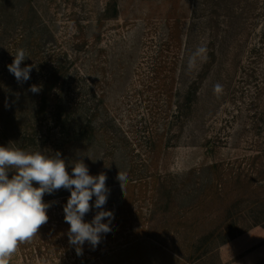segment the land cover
<instances>
[{
    "label": "rangeland",
    "instance_id": "rangeland-1",
    "mask_svg": "<svg viewBox=\"0 0 264 264\" xmlns=\"http://www.w3.org/2000/svg\"><path fill=\"white\" fill-rule=\"evenodd\" d=\"M30 3L47 24L42 57L55 51L74 61L81 101L104 95L97 125L112 123L108 142L98 134L65 160L69 174L78 160L91 175L106 174L103 207L114 219L100 244L85 242L77 256L63 212L70 192L45 194L48 222L8 264H264V0ZM109 5L117 11L104 14ZM213 48L216 60L203 71ZM198 73L195 99L188 87ZM214 164L223 194L209 201L203 195L222 183Z\"/></svg>",
    "mask_w": 264,
    "mask_h": 264
},
{
    "label": "trees",
    "instance_id": "trees-1",
    "mask_svg": "<svg viewBox=\"0 0 264 264\" xmlns=\"http://www.w3.org/2000/svg\"><path fill=\"white\" fill-rule=\"evenodd\" d=\"M109 11L116 12V5L106 6L104 14ZM46 25L30 0H0V146H7L12 141L15 146L26 151H59L65 159L73 148L93 143L98 134H103L108 142L111 135L108 126L112 123L104 119L97 125L105 105L103 93L90 91V99L81 101L84 94L74 92V61L66 56L59 58L55 51L49 55V59L42 57L41 48L47 46L43 45L46 43L45 36L42 37ZM9 42L12 45H7ZM19 49L26 50L30 57L22 62V67L35 64L30 79L23 83H18L7 67L14 59L10 54H17ZM215 60L216 49L213 48L208 52L201 70L210 69ZM202 79L199 73L193 79L188 87L189 97L197 99ZM33 84L41 86L39 93L29 91ZM189 97L179 102L176 116L182 117L184 106L191 108L192 101ZM185 100L191 103L188 105ZM219 167L214 164L211 169L219 174L215 181L222 183H219L217 189H213L215 197L206 193L203 195L205 200H222L224 183ZM9 177L11 178V173ZM153 177L138 178L129 183L149 184ZM231 180L238 184L242 181L239 174ZM158 185L163 186L160 179ZM160 190L163 191L164 188Z\"/></svg>",
    "mask_w": 264,
    "mask_h": 264
},
{
    "label": "clouds",
    "instance_id": "clouds-1",
    "mask_svg": "<svg viewBox=\"0 0 264 264\" xmlns=\"http://www.w3.org/2000/svg\"><path fill=\"white\" fill-rule=\"evenodd\" d=\"M13 57L8 71L18 83L28 81L35 64L21 66L30 58L24 49ZM29 91L39 93L41 86L33 84ZM70 166L71 174L67 171L69 163L59 151H26L12 141L0 146V264H8L19 245L30 241L48 222L47 210L52 205L43 197L61 189L70 192L63 212L69 225L68 242L75 247L77 256L83 254L85 242L95 249L102 235L112 231L114 213L103 207L110 193L106 174L91 175L83 160ZM116 179L123 190L127 173L119 170ZM93 197L95 201L91 204ZM93 207L98 211L91 221H86L85 216ZM105 219L107 223L103 222Z\"/></svg>",
    "mask_w": 264,
    "mask_h": 264
}]
</instances>
